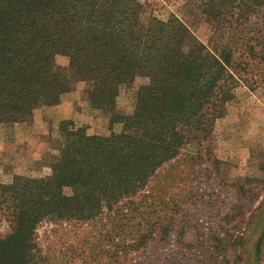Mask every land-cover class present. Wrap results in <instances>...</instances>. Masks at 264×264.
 <instances>
[{"label":"trees","instance_id":"obj_1","mask_svg":"<svg viewBox=\"0 0 264 264\" xmlns=\"http://www.w3.org/2000/svg\"><path fill=\"white\" fill-rule=\"evenodd\" d=\"M186 5L213 27L208 45L174 16L145 17L140 0H0V124L30 122L83 82L91 109L121 125L102 137L61 121L50 174L0 184V225L9 229L0 264H39L41 224L91 226L113 263L170 233L161 171L186 147L200 154L242 82L234 60H264V0ZM137 80L132 114H117V97Z\"/></svg>","mask_w":264,"mask_h":264},{"label":"rangeland","instance_id":"obj_2","mask_svg":"<svg viewBox=\"0 0 264 264\" xmlns=\"http://www.w3.org/2000/svg\"><path fill=\"white\" fill-rule=\"evenodd\" d=\"M140 1L145 17L166 20L174 16L196 40L208 45L213 27L195 8L187 7V0ZM56 62L61 67L68 64L66 57H57ZM234 62L241 63L234 72L242 82L212 123L200 154L191 157L188 150L196 147H186L178 160L161 171V222L172 225L170 233L113 263L105 259L102 252L109 247L98 240L91 226L41 224L37 230L39 264H264V60ZM140 84L137 80L120 92L117 114H132ZM85 88L83 82H76L61 97V101L67 98L73 113L65 120L88 135L119 133L120 124L111 126L107 114L91 109ZM55 107L35 110L28 123L0 124V184H9L15 175L42 178L50 174L57 127L64 121L53 119ZM155 192L150 190V194ZM8 231L0 225L1 235ZM94 246L101 250L96 256L91 253Z\"/></svg>","mask_w":264,"mask_h":264},{"label":"crops","instance_id":"obj_3","mask_svg":"<svg viewBox=\"0 0 264 264\" xmlns=\"http://www.w3.org/2000/svg\"><path fill=\"white\" fill-rule=\"evenodd\" d=\"M67 102H68L67 98L66 97L63 98L61 101V104H59L58 106H56L52 110L53 111V119L56 122H59L60 120H65V119L73 117L71 105L68 104Z\"/></svg>","mask_w":264,"mask_h":264}]
</instances>
